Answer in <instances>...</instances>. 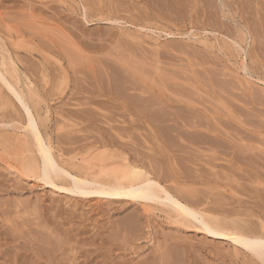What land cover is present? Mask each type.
<instances>
[{"label":"rangeland","instance_id":"374dc122","mask_svg":"<svg viewBox=\"0 0 264 264\" xmlns=\"http://www.w3.org/2000/svg\"><path fill=\"white\" fill-rule=\"evenodd\" d=\"M223 1L0 0V69L30 90L72 175L130 181L140 168L209 220L261 235L264 0ZM16 105L0 82V264H264L171 206L46 185L26 170L39 156Z\"/></svg>","mask_w":264,"mask_h":264},{"label":"bare ground","instance_id":"6f19581e","mask_svg":"<svg viewBox=\"0 0 264 264\" xmlns=\"http://www.w3.org/2000/svg\"><path fill=\"white\" fill-rule=\"evenodd\" d=\"M225 1V0H224ZM223 1V2H224ZM221 2V1H220ZM219 3V2H218ZM239 3V2H238ZM224 5V4H222ZM229 5V4H228ZM246 5V4H245ZM227 7V5L225 6ZM253 11V10H252ZM88 20V19H87ZM80 33V32H79ZM264 35V34H263ZM91 40V39H90ZM85 42V41H84ZM98 42V41H97ZM101 42V41H100ZM90 43V42H89ZM98 44V43H97ZM91 46V45H90ZM121 47V46H120ZM120 50V49H118ZM128 50V49H127ZM139 53V52H138ZM162 53V52H161ZM57 54V53H56ZM166 55V54H164ZM124 58V57H123ZM171 58V57H170ZM76 60V59H75ZM128 60V59H127ZM152 60V59H150ZM173 60V58H172ZM74 61V59H73ZM69 62V61H68ZM108 62V61H107ZM122 62V61H121ZM79 63V62H78ZM152 63V62H151ZM7 64V63H6ZM6 64L3 68H6ZM105 64V63H104ZM110 64V63H109ZM2 65L0 66V68H2ZM108 67V66H107ZM110 68V67H109ZM117 68V66H116ZM114 69V68H113ZM121 69V68H120ZM56 70V69H55ZM101 69H99L100 71ZM77 72V71H76ZM81 72V71H80ZM111 72V69H110ZM4 72L1 71L0 69V82L6 86L15 96V100L18 103L17 109L20 110L21 115H22V123L23 128L22 131L25 132V134H27L30 140V145L32 147V152L37 154L38 157V161L39 162H34L32 164L27 165V172L30 174H33L34 176H38L37 178H40L41 181H43L46 185L50 186L52 185L53 188L56 187V189L60 190L61 192H71V193H76L79 195H83V196H87L84 198H89V196L93 197V196H99V197H106L110 200H119L121 202H125V204H134V205H149V204H158V205H165L167 206H171L173 207V209L177 212L180 213V216L185 217L188 220H192V221H197L200 225H202V230H204L207 235L215 237L216 239H221V240H227V241H231L232 243H234L236 246L249 251L251 253V255H254L257 257V259H260V262L263 261L264 263V233H261V235H259L258 233H251V231L249 232H245L243 231V229H245V227H241V229H239V224L236 225L239 227H235L232 225L228 224H224L223 221L219 220L220 218H218L219 222L216 221H211L208 218L204 217V214H200V212H197V210H194L186 205H184L183 203H181L179 201V199H177L175 196H173L170 191L168 192V190H166V188L162 187L161 184H159L157 181H155L154 179H151V177H148L149 174L140 168H135V170L133 171L132 174V178L130 181H99L94 179V181H92L93 179L91 177H86V176H77V174L72 175L71 173H69V170H65V168H63L64 166L60 163H58L59 161H57L54 151H53V147H52V142H51V138L49 136V127L47 126V120L44 121L39 119L40 117H38V115H40V113L38 112V108L33 107L34 105L32 104V97L30 94V90L29 93H24V92H17L16 90L12 89L11 86L9 85L8 81L6 79H4ZM99 73V72H98ZM109 73V71H108ZM112 74V73H111ZM116 75V74H115ZM84 76V75H83ZM111 76V75H110ZM212 76V75H211ZM121 77V76H119ZM123 78V77H122ZM130 78V77H129ZM109 79L108 82L111 81L110 78H106ZM94 80H96L94 78ZM124 80V79H123ZM104 81V80H103ZM102 81V82H103ZM106 81V80H105ZM107 82V81H106ZM107 82V83H108ZM117 82V81H116ZM128 82V81H127ZM104 83V82H103ZM114 83V82H113ZM130 83V82H129ZM119 84V83H118ZM228 84V83H227ZM29 85L32 86V83L29 82ZM120 85V84H119ZM128 86V85H127ZM182 86V85H181ZM114 87V86H113ZM135 87V86H134ZM111 88V87H109ZM123 88V87H121ZM124 89V88H123ZM122 89V90H123ZM116 90V89H115ZM87 91V90H85ZM121 91V90H120ZM91 92V91H90ZM118 93V92H117ZM121 92H119L120 94ZM146 93V92H145ZM130 95V94H129ZM187 95V94H186ZM122 96V95H121ZM124 96V95H123ZM132 96V95H131ZM188 96V95H187ZM133 97V96H132ZM233 97V96H232ZM257 97V96H256ZM130 98V97H129ZM145 98V97H143ZM236 98V97H235ZM128 99V98H126ZM140 99V98H139ZM138 99V100H139ZM132 100V99H130ZM147 100V99H146ZM150 100V99H149ZM32 101V102H31ZM128 101V100H127ZM134 101V99L132 100ZM159 101V100H158ZM130 103V102H129ZM134 103V102H133ZM140 103H141V99H140ZM155 103V102H153ZM82 104V103H81ZM88 104V103H87ZM100 104V103H99ZM131 104V103H130ZM139 104V103H138ZM147 104V103H146ZM93 105V104H92ZM106 105V104H105ZM108 105V104H107ZM133 105V104H132ZM161 105V103H160ZM248 105V104H247ZM64 106V105H63ZM109 106V105H108ZM112 106V105H111ZM140 106V105H139ZM137 106V108L139 107ZM145 106V105H144ZM162 106V105H161ZM107 107V106H106ZM135 107V106H134ZM150 107V106H149ZM148 107V108H149ZM156 107V106H155ZM35 108V109H34ZM136 108V109H137ZM141 108V107H140ZM177 108V107H176ZM143 109V108H142ZM175 109V108H174ZM184 109V108H183ZM141 110V109H138ZM148 110V109H147ZM37 111V112H36ZM150 111V110H149ZM154 111H156V109H154ZM158 111V110H157ZM191 111V110H190ZM40 112V110H39ZM84 112V111H81ZM86 112V111H85ZM91 112V111H90ZM141 112V111H138ZM264 112V111H263ZM147 113V112H146ZM156 113V112H155ZM186 113V112H185ZM188 113V112H187ZM198 113V112H197ZM73 114V113H72ZM75 114V113H74ZM84 114V113H83ZM123 114V113H122ZM150 114V113H149ZM152 114V113H151ZM164 114V113H163ZM167 114V113H166ZM88 115V114H87ZM162 115V114H161ZM168 115V114H167ZM166 115V116H167ZM170 115V114H169ZM168 115V116H169ZM180 115V114H179ZM197 115V114H196ZM122 116V115H121ZM159 116V114H158ZM257 116V115H256ZM93 117V116H92ZM149 117V115H148ZM162 117V116H161ZM161 117L159 118L161 120ZM170 117V116H169ZM42 118V117H41ZM80 118V117H79ZM109 118V117H108ZM157 118V116H156ZM165 118V117H164ZM163 118V119H164ZM187 118V117H186ZM98 119V118H97ZM173 119V118H171ZM96 120V119H94ZM109 120V119H108ZM157 121V120H156ZM164 121V120H163ZM173 121V120H172ZM250 121V120H249ZM15 122V121H14ZM46 122V123H45ZM154 122V120H153ZM158 122V121H157ZM167 122V121H166ZM170 122V121H169ZM187 122V121H186ZM202 122V121H201ZM13 123V122H12ZM152 123V122H151ZM163 123V122H161ZM172 123V122H171ZM17 123H14V125ZM41 124V125H40ZM178 124V123H177ZM189 124V123H188ZM199 124V123H198ZM204 124V123H202ZM225 124V123H224ZM255 124V122H254ZM18 125V124H17ZM180 125V124H179ZM206 125V124H205ZM162 126V125H161ZM160 126V127H161ZM164 126V125H163ZM173 126V125H172ZM41 127H43V130L45 131L44 134L42 133V129ZM113 127V126H112ZM174 127V126H173ZM177 127V126H176ZM221 127V126H220ZM231 127V126H230ZM3 128V127H2ZM12 128V127H11ZM87 128V127H86ZM115 128V127H113ZM140 128V127H139ZM162 128V127H161ZM170 128V127H169ZM175 128V127H174ZM237 128V127H236ZM4 129V128H3ZM17 129V128H16ZM92 129V128H91ZM118 129V128H117ZM115 128V130H117ZM125 128H123L124 130ZM127 129V128H126ZM129 129V128H128ZM165 129V128H164ZM163 129V130H164ZM168 129V128H167ZM177 129V128H175ZM1 130V129H0ZM122 130V129H121ZM142 130V129H141ZM162 130V131H163ZM171 130H174L173 128H171ZM210 130V129H209ZM130 132V129L128 130ZM127 131V132H128ZM169 131V130H168ZM167 131V132H168ZM161 133V130L159 131ZM164 132V131H163ZM162 132V133H163ZM177 132V131H176ZM181 132V131H180ZM230 132V131H229ZM159 133V134H160ZM161 133V134H162ZM165 133V132H164ZM163 133V134H164ZM179 133V132H178ZM177 133V134H178ZM183 133V131H182ZM107 134V133H106ZM109 134V133H108ZM107 134V135H108ZM124 134V133H123ZM142 134V133H141ZM166 134V133H165ZM164 134V135H165ZM192 134V133H191ZM229 134V133H228ZM132 135V134H131ZM168 135V134H167ZM176 135V134H175ZM180 135V134H178ZM182 135V134H181ZM184 135V133H183ZM170 136V135H169ZM173 135H171L170 137H172ZM193 136V135H192ZM64 137V136H63ZM112 138V137H111ZM114 138V136H113ZM168 138V137H167ZM166 138V139H167ZM185 138V137H184ZM203 138V137H202ZM243 138V137H241ZM27 139V138H26ZM63 139V138H62ZM74 139V138H73ZM77 139V138H76ZM115 139V138H114ZM113 139V140H114ZM135 139V138H134ZM169 139V138H168ZM192 139V138H191ZM209 139V138H208ZM211 139V138H210ZM254 139V138H253ZM72 140V139H71ZM75 140V139H74ZM81 140V139H80ZM196 140V138H195ZM206 139H204L205 141ZM217 140V139H216ZM255 140V139H254ZM259 140V139H258ZM65 141V140H63ZM68 141V140H67ZM167 141V140H166ZM165 141V142H166ZM171 139L168 141V144L170 143ZM173 141V140H172ZM178 141V140H177ZM176 141V142H177ZM188 141V140H187ZM199 141V140H197ZM248 141V140H247ZM57 142V141H56ZM72 142V141H71ZM70 142V143H71ZM79 142V141H78ZM92 142V141H91ZM175 142V141H174ZM173 142V143H174ZM193 142V141H192ZM191 142V144H192ZM210 142V141H209ZM65 143V142H64ZM87 143V142H86ZM198 143V142H197ZM205 143V142H204ZM207 143V140H206ZM213 143V142H211ZM215 143V142H214ZM167 144V145H168ZM178 144V143H176ZM219 144V142H218ZM141 145V144H140ZM172 145V144H171ZM169 145V146H171ZM241 145V144H240ZM168 146V147H169ZM176 146V145H175ZM180 146V145H179ZM226 146V145H225ZM224 146V147H225ZM34 147V148H33ZM213 147V146H212ZM216 147V146H215ZM220 147H222L220 145ZM237 147V146H236ZM127 148V147H126ZM170 148V147H169ZM217 148V147H216ZM36 149V151H35ZM72 149V148H71ZM74 149V148H73ZM225 150V149H224ZM231 150V149H230ZM235 150H233L234 152ZM249 151V150H248ZM133 152V151H132ZM138 152V150H137ZM136 152V153H137ZM184 152V151H183ZM220 152V151H219ZM240 152V151H238ZM242 152V151H241ZM246 152V151H245ZM142 153V152H141ZM235 153V152H234ZM133 154H135L133 152ZM245 154V153H244ZM256 154V153H255ZM262 154V153H260ZM140 155V153H139ZM143 155V154H142ZM226 155V154H225ZM241 155V154H240ZM239 155V156H240ZM251 155V154H250ZM237 156V155H236ZM146 157V156H144ZM151 157V156H149ZM241 157V156H240ZM252 157V155H251ZM153 158V157H152ZM253 158V157H252ZM256 158V157H255ZM142 160V157L140 158ZM248 159V158H245ZM263 159V158H262ZM135 160V159H134ZM147 160V159H146ZM156 160V159H155ZM178 160V159H177ZM180 160V159H179ZM160 161V160H159ZM252 161V160H251ZM153 162V161H152ZM30 163V162H29ZM158 163V162H157ZM185 163V162H184ZM253 164V163H252ZM263 164V163H262ZM60 165H62V167H60ZM154 165V164H153ZM249 165V164H248ZM252 167V166H250ZM158 168V167H157ZM190 168V167H189ZM259 168V167H258ZM183 171V170H182ZM198 171V170H197ZM130 172V171H129ZM128 172V173H129ZM185 172V171H184ZM163 173V172H162ZM189 173V172H188ZM37 174V175H36ZM130 174V173H129ZM148 174V175H147ZM166 174V173H165ZM194 174V173H193ZM248 174V173H247ZM84 175V174H83ZM210 175V174H209ZM208 176V175H207ZM67 178V180L65 179V182L68 181L69 178V187H63L62 185L60 187L57 186V183L55 185L54 180H62V178ZM193 177V176H192ZM87 178L92 179L91 181H89ZM158 178V177H157ZM127 179V178H126ZM125 179V180H126ZM190 179V178H189ZM17 180V179H16ZM60 182V181H58ZM63 182V180H62ZM60 184H64L63 183ZM68 183V182H66ZM247 188V187H246ZM170 189V188H168ZM189 189V188H188ZM258 191V190H257ZM173 192V191H172ZM201 192V191H200ZM240 192V191H239ZM206 195V194H205ZM217 196V195H216ZM82 197V196H81ZM262 197V196H261ZM264 199V198H263ZM12 206V205H11ZM165 207V208H166ZM164 208V207H163ZM169 208V207H168ZM170 210V209H169ZM172 210V209H171ZM209 210V209H208ZM223 212V211H221ZM228 212V211H226ZM225 212V213H226ZM178 214V213H177ZM235 214V213H234ZM245 214V213H244ZM11 215V214H10ZM243 215V214H241ZM39 216V214H38ZM206 216V215H205ZM37 217V216H36ZM128 218V217H127ZM133 218V217H131ZM214 219V218H213ZM25 220V219H24ZM122 221V219H120ZM137 220V218H136ZM215 220V219H214ZM131 221V220H130ZM134 221V220H133ZM189 221V222H190ZM238 221V220H237ZM242 221V220H241ZM138 222V221H137ZM192 222V223H194ZM33 223V222H32ZM119 223V222H118ZM133 223V222H131ZM131 223H129L131 225ZM187 223V222H186ZM223 223V224H222ZM239 223V222H238ZM35 224V223H34ZM232 224V223H231ZM234 224V223H233ZM44 225V224H43ZM47 225V224H46ZM123 225V223H122ZM135 225V224H133ZM32 226V225H31ZM37 226V225H36ZM42 226V225H41ZM40 226V227H41ZM45 226V225H44ZM120 226V225H119ZM124 226V225H123ZM39 227V228H40ZM48 227V226H47ZM126 227V226H125ZM129 227V226H128ZM123 229V228H122ZM200 229V228H199ZM133 230V229H132ZM10 231V230H9ZM12 231V230H11ZM40 231V230H39ZM128 231V230H127ZM140 231V229H139ZM138 232V231H137ZM38 233V231H37ZM134 233V232H133ZM21 234V233H20ZM39 234V233H38ZM41 234V233H40ZM32 235V234H31ZM30 235V236H31ZM55 235V234H54ZM57 235V234H56ZM59 235V233H58ZM128 235V232H127ZM25 236V234H24ZM38 236V235H37ZM53 237V236H52ZM138 237V236H137ZM18 238V237H17ZM42 238V237H41ZM51 238V237H50ZM57 238V237H56ZM60 238V237H59ZM169 238V237H168ZM114 239V238H113ZM165 239V238H164ZM42 241V239H41ZM54 241V238H53ZM169 241V240H168ZM167 242V241H166ZM41 243V242H39ZM55 243V242H54ZM61 243V242H60ZM43 244V243H42ZM45 245V244H44ZM59 246V245H58ZM37 247V246H36ZM54 247V246H53ZM53 249V248H52ZM241 249V250H242ZM44 251V250H43ZM56 251V250H55ZM78 251V250H77ZM130 251V250H129ZM248 252V253H249ZM67 255V254H66ZM164 255V254H163ZM41 256V255H40ZM44 256V255H43ZM50 258V257H49ZM68 258V257H67ZM175 258V257H174ZM180 258V257H179ZM65 259V258H64ZM156 259V258H155ZM164 259V258H162ZM173 259V258H172ZM159 260V259H158ZM151 261V260H150ZM148 262V261H147ZM177 262V261H176ZM157 263V262H156ZM171 264V263H170Z\"/></svg>","mask_w":264,"mask_h":264}]
</instances>
